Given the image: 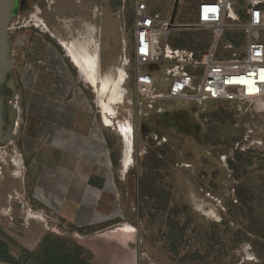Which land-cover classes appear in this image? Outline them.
<instances>
[{"label":"rangeland","instance_id":"rangeland-1","mask_svg":"<svg viewBox=\"0 0 264 264\" xmlns=\"http://www.w3.org/2000/svg\"><path fill=\"white\" fill-rule=\"evenodd\" d=\"M79 1L81 4L71 0V14L84 19L87 25L90 20L97 23L102 73L122 66L125 55L132 63L130 68L124 67L129 96L117 111L119 122L128 119L134 126L137 142L130 166L125 169L117 161L116 175L121 184L127 176L135 181L130 204L139 218L141 232L137 237L141 249L137 264H264V99L209 104L200 109L165 100L149 109L134 88L131 46L135 0ZM146 1L163 18L171 17L175 0ZM200 1L181 0L176 17L180 28L172 30L168 42L171 48L200 55L210 44V33L193 29ZM14 3L3 1L0 11V154L6 149L11 159L6 164L0 160V182L6 172L17 171L10 115L12 110L18 111L19 125L21 87L15 41L27 28L16 26ZM235 6L244 24L243 1L236 0ZM78 24L71 27L70 39L63 34L60 40L88 37L86 24ZM242 24L223 37L238 52L248 41ZM186 25L191 29H185ZM166 84L161 81L158 91H165ZM161 109L170 111V116L160 114ZM194 114L199 115L197 120ZM181 115L191 126L190 136L164 132L152 124ZM142 125L150 131L147 139L140 134ZM2 210L3 214L9 213ZM16 210V204H12L10 217L0 220V239L7 243L14 258L23 264H88L85 248L73 227L37 220L27 224L22 207L18 208L22 218L14 214Z\"/></svg>","mask_w":264,"mask_h":264},{"label":"crops","instance_id":"crops-1","mask_svg":"<svg viewBox=\"0 0 264 264\" xmlns=\"http://www.w3.org/2000/svg\"><path fill=\"white\" fill-rule=\"evenodd\" d=\"M29 29L15 41L21 118L12 146L21 164L17 167L12 160L16 173L6 172L0 182V220L10 217L12 204L19 217L20 205L27 224L37 220L73 227L88 264H137L141 232L130 204L135 181L127 176L121 184L116 175L117 161L125 169L131 164L125 157V136L105 123L97 92L68 55L62 36ZM124 96L126 103V88ZM132 127L134 153L137 139ZM0 160H11L6 149Z\"/></svg>","mask_w":264,"mask_h":264},{"label":"built area","instance_id":"built-area-1","mask_svg":"<svg viewBox=\"0 0 264 264\" xmlns=\"http://www.w3.org/2000/svg\"><path fill=\"white\" fill-rule=\"evenodd\" d=\"M235 1L199 2L193 29L208 32L212 37L200 55L171 48L168 44L172 33L170 18H163L146 0L134 1V88L138 97L148 103L149 109L165 100L185 107L193 104L200 109L209 104H243L264 99V0H242L244 24L239 21ZM239 24L244 26L248 36L242 52H238L231 42L223 41L225 34ZM191 27L186 25L185 29ZM131 65L125 55L122 66ZM161 81L167 83L163 92L158 91ZM177 108L180 107L177 105ZM160 111V114H171ZM194 117L197 119L199 115L194 114ZM185 122V119H179L176 124L160 121L153 124L180 136L185 134V129L178 127H183ZM141 131L150 132L143 125Z\"/></svg>","mask_w":264,"mask_h":264},{"label":"bare ground","instance_id":"bare-ground-1","mask_svg":"<svg viewBox=\"0 0 264 264\" xmlns=\"http://www.w3.org/2000/svg\"><path fill=\"white\" fill-rule=\"evenodd\" d=\"M34 18L36 19V24L40 25L41 19L38 18V16H34ZM87 27L90 32L88 37L76 36L73 37L71 41H63L62 44L73 62L79 67L82 73L81 75H83L93 88H95L105 123L110 126L118 127V129L124 134L128 147L125 157L127 162H131L133 148V127L131 122L127 119L124 123L118 121V124L116 125L117 108H119L117 106L124 103V81L126 83L128 75L126 77L127 72L125 73V68L120 65L102 73L100 70L99 43L96 39L98 28L95 24H88ZM17 113L18 111L12 110L10 114L14 125L13 133H11L12 137L15 135L18 126ZM15 163L18 167L21 164H19L18 161ZM4 214L9 215L8 212H5ZM29 217H32L31 213H29Z\"/></svg>","mask_w":264,"mask_h":264},{"label":"flooded vegetation","instance_id":"flooded-vegetation-1","mask_svg":"<svg viewBox=\"0 0 264 264\" xmlns=\"http://www.w3.org/2000/svg\"><path fill=\"white\" fill-rule=\"evenodd\" d=\"M14 1H15L14 3L15 15L12 16L13 18L14 17L16 18L18 16V21L16 23V26L19 25L21 27L20 29L30 28V27L41 28V29L43 28L46 31L45 33L48 34V36L57 38L58 36L64 34L68 36V39H70L71 27L74 26V24L76 25L80 23L81 25L83 24L82 26H85L86 24V22H84V19H82L77 15L71 14V0H14ZM76 1L79 4H81L79 0ZM96 10L95 12H98V9ZM12 16L10 17L12 18ZM34 16H38V18L41 19L40 25H36L37 22ZM7 20H9V17H6L4 22H6ZM53 23L59 25L58 29H55V27L52 25ZM8 24L9 22L7 21V25ZM80 24L78 25L80 26ZM87 26L88 25L86 24V27ZM7 28L9 27L7 26ZM166 116H170V115H166ZM179 119H185L186 121L183 127H178L179 129L182 130L185 129L184 130L185 134L180 136H190L192 134L191 126L187 121V119L182 115L180 117H174L172 120L164 119V118L162 120H155L152 122V124L155 123L156 121L176 124L177 120ZM143 126L148 131L147 126L146 125ZM154 126L165 131L163 126L158 127L156 124Z\"/></svg>","mask_w":264,"mask_h":264},{"label":"trees","instance_id":"trees-1","mask_svg":"<svg viewBox=\"0 0 264 264\" xmlns=\"http://www.w3.org/2000/svg\"><path fill=\"white\" fill-rule=\"evenodd\" d=\"M0 260L10 264H23L10 254L7 243L2 239H0Z\"/></svg>","mask_w":264,"mask_h":264},{"label":"water","instance_id":"water-1","mask_svg":"<svg viewBox=\"0 0 264 264\" xmlns=\"http://www.w3.org/2000/svg\"><path fill=\"white\" fill-rule=\"evenodd\" d=\"M3 1L4 0H0V11L2 10ZM180 2H181V0H175V2H174L173 11H172V14H171V17H170V26H169L170 30H174V29L180 28V26L176 24V17H177V13H178V8H179V5H180ZM4 23L6 24L5 33H7V21L4 22ZM0 39H2V37H0ZM0 53H1V49H0Z\"/></svg>","mask_w":264,"mask_h":264}]
</instances>
